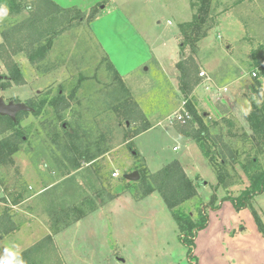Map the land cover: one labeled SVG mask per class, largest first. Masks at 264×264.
<instances>
[{
	"label": "rangeland",
	"instance_id": "374dc122",
	"mask_svg": "<svg viewBox=\"0 0 264 264\" xmlns=\"http://www.w3.org/2000/svg\"><path fill=\"white\" fill-rule=\"evenodd\" d=\"M91 1L82 0L87 4ZM98 3H103L100 7L103 17L93 21L94 27L93 22L87 20L75 23L55 39L46 61L36 68L37 72L26 56L20 55L18 60L25 84H12L7 88L0 86V97L6 103L18 104L17 100H20L21 105H25L28 98L52 96L58 90H63L66 95L74 93L70 108L60 119L50 106H46L39 116H27L22 124L28 138L14 155V164L0 165V179L4 181L0 198L6 195L8 204H11L14 187H24L26 198L17 208H12L18 223V235L16 232L7 235V240L18 244L21 249L32 242L31 238L40 237L38 229L41 225L63 227L78 217L72 212L73 207L79 206L86 198L93 197L103 206L111 201L110 194L123 195L125 192L119 194L121 178L132 173L140 162L133 149L142 151L152 170L170 158L182 156L192 175L198 176L195 181L207 205L208 219L214 221L216 214H231L226 209L230 203L235 212L245 208L246 213L254 217L251 207L237 209L230 199H224L226 192L223 189L218 190L219 210L208 206L217 184L216 173L196 142L183 138L175 121L170 122L185 107L175 65L181 58L179 24L191 21L196 11L192 0H99ZM211 15L215 22L211 23L208 35L202 40V50L196 56L199 70L205 75L199 74L201 79L193 95L198 110L209 113V119L214 121L224 113L221 110L219 114L211 102L216 86L228 85L236 101H243L245 108L250 105L251 88L257 78L252 75L255 68L250 58L254 51L264 59V0H212ZM19 18L10 16L5 24L0 25V30ZM109 60L124 78L114 75L109 68ZM46 67L51 74L39 76L43 73L42 68L46 70ZM0 74H7L2 62ZM261 80L264 88V77ZM211 81L218 85L213 87ZM127 96L138 102L153 125L134 137L130 144L124 140L136 123L127 125L115 111V105ZM219 103L215 101L216 106ZM234 112L251 132L241 108L236 106ZM211 127L213 133H221L224 139L228 138L220 125ZM62 145L67 147L73 161L64 160L60 150ZM87 152L97 156L95 162L86 161L84 156ZM259 156L264 164L263 151ZM237 170L241 178L231 187L232 196H238L250 183L241 168L237 167ZM46 185L51 189L39 193V188ZM131 195L128 192V196L133 197ZM158 199L162 201L160 205L151 208L113 202L59 235L58 243L67 252H74L72 255L69 253L72 264H119L113 253L115 239H137L132 233L136 226L132 216L144 213L146 216L144 209L149 208L152 212L154 208L162 207V214L169 211L166 213L169 220L163 219V222L168 227L170 252L166 256L158 253V259H155L156 253L151 248L147 252L136 253L135 248L126 245L122 255L127 258L126 264H185L187 246L179 238V229L173 233L170 210L162 198ZM196 204V200H191L185 205L193 217L197 216ZM5 207L6 204L0 201V214ZM252 207L264 224V214H260L264 210V192L252 199ZM84 210H87V205ZM27 213L33 214L34 218ZM109 217L114 225L110 231L114 234L106 233ZM28 218L31 219L29 222ZM19 240L22 243H18ZM1 247L2 244L0 251ZM127 250L130 253L125 252Z\"/></svg>",
	"mask_w": 264,
	"mask_h": 264
},
{
	"label": "trees",
	"instance_id": "16d2710c",
	"mask_svg": "<svg viewBox=\"0 0 264 264\" xmlns=\"http://www.w3.org/2000/svg\"><path fill=\"white\" fill-rule=\"evenodd\" d=\"M3 2L8 4L10 16L17 15L20 18L1 31L3 40L0 43V62L5 66L8 76L0 81L2 88L12 84L23 85L26 82L21 65L15 59L17 54L24 53L28 61L39 68L46 61L55 39L75 23L82 20H87L89 23L95 21L102 14L100 7L103 4L98 3L89 9L82 10L77 6H61L55 0H3ZM211 3L212 0H192V7L196 10L193 19L179 24L181 58L175 66L179 72V88L184 97L185 109L191 117L186 118L185 122H175V126L180 134L196 142L216 173L217 184L208 206L213 208L218 206V190L223 189L226 192L224 199H230L237 209L251 207L258 227L264 234V224L259 213L252 207V199L264 192V164L259 156L262 151L264 154V103L257 106L253 99V97L259 98L261 91L264 90L261 80L264 77V59L253 51L251 65L255 68L254 71H258V75L249 97L251 113L245 116L251 132L247 131L233 116L223 115L211 121L209 113H201L198 110L193 95L201 79L196 56L200 51L202 40L212 27L211 23L215 22L211 15ZM109 68L116 77L124 78L110 60ZM45 69L42 68L43 73L50 71L47 70L48 67ZM72 96L74 93L66 95L63 90H58L52 96L26 99L25 107L16 111L14 116L0 114V133L2 134L0 165L14 164V155L22 149L28 138L26 127L22 124L27 116L30 114L39 116L46 106H50L60 119L70 108ZM17 103L19 104L20 100H17ZM115 111L125 119L127 125L136 123V127L124 140L126 144H130L134 137L153 126L133 97L127 96L115 105ZM219 125L224 128L222 130L225 131L227 139H224L225 136L223 137L221 133H213L211 126ZM235 142L240 144L235 145ZM60 150L65 161L74 160L68 155L65 145L60 146ZM133 154L140 159L133 170L139 173V178L137 180L121 178L122 189L119 194L131 192L136 200H141L158 192L178 226L179 238L187 246L188 258L198 264L193 252L195 238L198 232L208 224L207 205L199 194L198 183L187 174L182 163L176 158L160 169L151 171L138 149H133ZM84 158L87 162L93 163L97 156L87 152ZM237 167L246 174L250 183L238 196H232L231 187L239 183L241 178ZM3 185L4 181L0 179L2 189ZM24 191V187H14L11 191L13 196L11 204H8L6 195L0 198V201L6 204L0 214V239L18 230L12 208L13 205L26 199ZM116 196L110 194L109 199L112 200ZM191 200L197 201L196 217H193L185 206ZM86 205L87 210H84ZM99 206L95 198H86L79 206L73 207L72 212L78 217L63 227L50 224L49 234L21 251L26 264H67L54 235L95 211Z\"/></svg>",
	"mask_w": 264,
	"mask_h": 264
},
{
	"label": "crops",
	"instance_id": "0c3cea01",
	"mask_svg": "<svg viewBox=\"0 0 264 264\" xmlns=\"http://www.w3.org/2000/svg\"><path fill=\"white\" fill-rule=\"evenodd\" d=\"M58 4H60L61 6L64 7H71V6H77L82 10H86L89 9L91 6L95 5L99 0H92L91 2H89L87 4V2L84 4L82 2V0H55ZM103 17V16H101ZM99 20L96 19L95 22ZM95 22H93V27ZM1 31L0 30V36L1 39L2 35H1ZM2 42V41H1ZM0 42V43H1ZM202 42L200 44V51L202 50ZM199 51V53H200ZM261 52V51H260ZM198 53V54H199ZM24 53H20L17 54L15 56V59L19 62L18 58L20 57V55H23ZM25 55V54H24ZM26 56V55H25ZM263 57V55H261ZM252 59V57L250 58ZM32 65V64H31ZM34 67V69L37 72V69L34 65H32ZM176 68V67H175ZM241 68V67H239ZM216 71H218L216 69ZM176 74L177 73V69H176ZM243 72V71H241ZM51 72H47V73H42L39 76L45 77L50 75ZM212 86L215 87L216 84L215 82H212ZM228 86V85H227ZM225 84L221 85L220 88H218L217 86L215 87L214 93H213V98H211V102H213V105L215 107V109H217V112H219V114L221 113L220 111L222 110L224 113H221L220 115H227L229 114L228 112L231 113V115H233L244 127H246L242 121L241 118H239V116L234 112V109L236 106H238L239 108L244 107L245 108V104H243V101H239L232 96V94L230 93L231 90H229V88L227 87ZM218 89V90H216ZM215 101H220L221 103H219L218 106L215 105ZM2 138V134L0 133V139ZM186 140H191L190 138L187 137H183ZM194 142V141H193ZM178 147V146H177ZM139 150V149H138ZM140 153L144 156L145 160L146 157L145 155L142 153V151L140 150ZM175 158H170V160L166 161L165 163L162 162L161 166L158 168L160 169L163 165H165L166 163H168L169 161L173 160ZM176 159H178L185 171L187 172V174L193 178L195 180L196 177H194V175H192V172L187 168L185 161L183 160V157H176ZM147 162V160H146ZM148 167L150 168L151 171H156V170H152L150 165L147 162ZM51 189V187L49 185L46 186H42L39 188L38 192L39 193H44V192H48ZM0 190L2 191L3 189L0 186ZM198 191H200V187H198ZM200 193V192H199ZM157 194V195H156ZM130 195V194H129ZM132 196V195H131ZM155 196V197H154ZM158 197L162 198L160 196V194L158 192H154L153 194L141 199V200H136L133 197H129L128 196V192H125L123 195L117 196L114 199H112L111 201H109L108 203L104 204L103 206H99L95 211L89 213L88 215L82 217L81 219L77 220L76 222H73L72 224H70L69 226L65 227L63 230L59 231L58 233H56L54 235V239L60 249V252L65 260V262L67 264H72V258L71 255L74 254V252H67V250H64L65 248H62L61 244L58 243V237L61 234L67 233L69 230H71L72 228L78 226V224L80 222H82L86 217L89 218L91 217V215H93L95 212L102 210L103 208H105L106 206H109L111 203L113 202H126L127 204L132 205H139V206H155L160 205L159 202L160 199H158ZM122 200V201H121ZM26 200H24L23 202H25ZM230 203V202H229ZM21 203L17 204L20 205ZM123 204V203H121ZM125 204V205H127ZM17 205H13V208H17ZM128 206V205H127ZM223 206V203L222 205ZM219 203L217 206V210H219ZM226 209L230 212H232L231 214H216L215 220L213 221L212 219H208V224L207 226L201 230L198 235L195 238V246H194V256L196 257L198 264H264V234L260 231L258 224L256 222V220L254 219V217L251 214H247V209H242L240 211H234L233 206L230 204H228L226 206ZM1 210V209H0ZM216 209L213 210L214 213L217 211ZM144 211L146 212V216L145 213L144 215H138L135 214L136 216H132V218L134 219L136 226L134 227L135 233L134 238L137 237V239L132 240V238H130L131 241H126L123 238L119 237L117 239H115L116 241V249L113 251V253H115L116 255V259L117 262L119 264L127 263V258L126 256L122 255L124 249H126V245L127 246H131L133 248L136 249V253H144L147 252L149 250V248L154 250V253H156L155 255V259H158L159 254L166 256L167 253L170 252V247H171V243L168 240L169 238V233L166 231L168 229L167 226L164 225L163 219L169 220V211L165 210V213L162 214L163 208L160 207L158 210L157 209H153L152 212L149 210V208L144 209ZM130 213V212H129ZM167 213V214H166ZM28 215L32 216L31 218H34V215L31 213H27ZM264 214V210L262 211V213ZM221 215V216H220ZM131 216V215H130ZM261 216V217H262ZM111 217L108 218V226L106 225V233L110 234L113 233V231L110 229H112V227H114V225L111 223L110 220ZM113 218V217H112ZM173 221H171L173 230H174V234L176 233V230L178 231V226L175 222V220L173 219V217H171ZM264 219V217H262ZM29 219V218H28ZM115 219V217L113 218ZM31 219L27 220L28 222ZM36 220L42 222L44 220L37 218ZM113 221V220H112ZM264 221V220H263ZM157 222V223H156ZM112 224V225H111ZM40 226V225H39ZM155 229V230H154ZM166 231V233H165ZM38 233L40 235L39 238L36 237L35 238H31L30 244L26 245L25 247L21 248L20 250L23 251L24 249H26L27 247L31 246L32 244H34L36 241H38L39 239H41L42 237H44L45 235L50 233L49 228L44 225V226H40L38 229ZM16 234L18 235V232H16ZM114 234V233H113ZM160 234V236H158ZM179 234V233H178ZM9 235H13L9 234ZM118 236V234H116ZM165 235L168 237H165ZM120 236V235H119ZM154 236H156L154 238ZM18 237V236H17ZM139 238V240H138ZM8 238H2L0 239V244H2L3 247H1V251H3V249L5 247H10L16 243H12L11 241L7 240ZM24 239L26 241L27 236H24ZM150 239V240H149ZM155 239V240H153ZM18 243H22L20 240ZM23 244H25L23 242ZM18 245V244H16ZM129 246V247H130ZM125 252H129L128 250ZM71 253V255L69 254ZM130 253V252H129ZM159 253V254H158ZM70 255V256H69ZM75 258V257H74ZM195 261H192L191 259L188 258L187 256V261L185 264H195ZM74 264V263H73Z\"/></svg>",
	"mask_w": 264,
	"mask_h": 264
},
{
	"label": "clouds",
	"instance_id": "9594fccd",
	"mask_svg": "<svg viewBox=\"0 0 264 264\" xmlns=\"http://www.w3.org/2000/svg\"><path fill=\"white\" fill-rule=\"evenodd\" d=\"M10 17V9L7 3L0 0V25L5 24ZM257 106L264 103V90L261 91L259 98L253 97ZM241 111L244 116H248L251 113V106L247 108L242 107ZM0 264H26L24 260L19 245H12L10 247H5L2 252H0Z\"/></svg>",
	"mask_w": 264,
	"mask_h": 264
},
{
	"label": "water",
	"instance_id": "95a60500",
	"mask_svg": "<svg viewBox=\"0 0 264 264\" xmlns=\"http://www.w3.org/2000/svg\"><path fill=\"white\" fill-rule=\"evenodd\" d=\"M7 77L8 76L4 74H0V81L6 79ZM23 107H25V105L6 103L4 98L0 97V114L2 115L14 116L16 111ZM126 177L131 180H137L139 178V173L137 171H134L132 173L127 174Z\"/></svg>",
	"mask_w": 264,
	"mask_h": 264
},
{
	"label": "built area",
	"instance_id": "2783aa9c",
	"mask_svg": "<svg viewBox=\"0 0 264 264\" xmlns=\"http://www.w3.org/2000/svg\"><path fill=\"white\" fill-rule=\"evenodd\" d=\"M201 76H204L205 75V72L204 71H200L199 73ZM253 76H257L258 75V71H253L252 73ZM185 103V101H184ZM191 115L190 113L185 109V107H183V109L181 110V112H179L177 115H175L172 119V121L170 120L171 123H174L175 122H185L186 118H190ZM114 175H117V173H114Z\"/></svg>",
	"mask_w": 264,
	"mask_h": 264
}]
</instances>
